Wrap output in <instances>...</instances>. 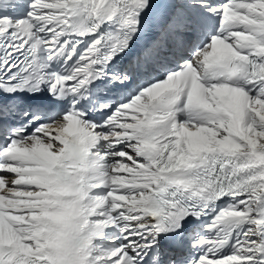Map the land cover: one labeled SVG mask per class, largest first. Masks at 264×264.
<instances>
[{
    "label": "snow or ice",
    "instance_id": "snow-or-ice-1",
    "mask_svg": "<svg viewBox=\"0 0 264 264\" xmlns=\"http://www.w3.org/2000/svg\"><path fill=\"white\" fill-rule=\"evenodd\" d=\"M0 264H264V0H0Z\"/></svg>",
    "mask_w": 264,
    "mask_h": 264
}]
</instances>
